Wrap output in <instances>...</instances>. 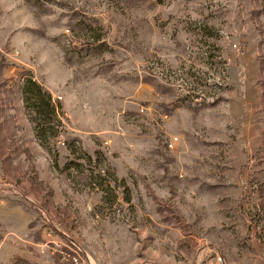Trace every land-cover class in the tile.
I'll return each instance as SVG.
<instances>
[{
	"label": "rangeland",
	"instance_id": "obj_1",
	"mask_svg": "<svg viewBox=\"0 0 264 264\" xmlns=\"http://www.w3.org/2000/svg\"><path fill=\"white\" fill-rule=\"evenodd\" d=\"M74 253L264 264V0H0V264Z\"/></svg>",
	"mask_w": 264,
	"mask_h": 264
},
{
	"label": "trees",
	"instance_id": "obj_2",
	"mask_svg": "<svg viewBox=\"0 0 264 264\" xmlns=\"http://www.w3.org/2000/svg\"><path fill=\"white\" fill-rule=\"evenodd\" d=\"M22 101L25 108L33 113L34 128L37 135L41 137L46 133V126L50 124L53 115L48 94L34 82H27L22 87Z\"/></svg>",
	"mask_w": 264,
	"mask_h": 264
},
{
	"label": "built area",
	"instance_id": "obj_3",
	"mask_svg": "<svg viewBox=\"0 0 264 264\" xmlns=\"http://www.w3.org/2000/svg\"><path fill=\"white\" fill-rule=\"evenodd\" d=\"M176 142H177V139L176 138H173V139H170L168 142H167V145L166 147L168 149H171L172 147H174L176 145ZM75 255H72V256H69V255H64L62 260L64 259H68L72 264H78L79 263V258H78V254L77 253H74Z\"/></svg>",
	"mask_w": 264,
	"mask_h": 264
}]
</instances>
